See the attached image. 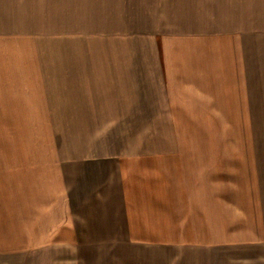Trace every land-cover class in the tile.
<instances>
[{"label": "crops", "instance_id": "0c3cea01", "mask_svg": "<svg viewBox=\"0 0 264 264\" xmlns=\"http://www.w3.org/2000/svg\"><path fill=\"white\" fill-rule=\"evenodd\" d=\"M0 264H264V0H0Z\"/></svg>", "mask_w": 264, "mask_h": 264}]
</instances>
